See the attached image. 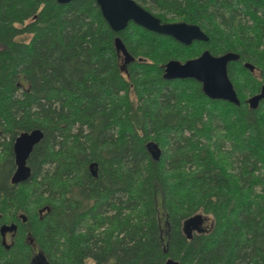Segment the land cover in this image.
<instances>
[{
	"label": "trees",
	"instance_id": "16d2710c",
	"mask_svg": "<svg viewBox=\"0 0 264 264\" xmlns=\"http://www.w3.org/2000/svg\"><path fill=\"white\" fill-rule=\"evenodd\" d=\"M135 1L208 40L114 32L95 0H0V264H264V0ZM205 49L239 55V105L163 78ZM36 128L13 184L14 138Z\"/></svg>",
	"mask_w": 264,
	"mask_h": 264
},
{
	"label": "water",
	"instance_id": "95a60500",
	"mask_svg": "<svg viewBox=\"0 0 264 264\" xmlns=\"http://www.w3.org/2000/svg\"><path fill=\"white\" fill-rule=\"evenodd\" d=\"M73 0H56L59 4H67ZM100 12L114 32L124 30L129 23H134L149 31L167 35L184 45H190L194 41H207L208 35L197 24H190L183 21L162 22L159 17L138 4L135 0H95ZM114 45L127 63L132 59L127 52L120 37L114 38ZM239 55L228 51L220 55H213L209 50H203L197 57L180 61L168 60L163 66V78L187 79L191 78L201 84L202 92L210 99H221L235 105L240 101L234 86L228 77L227 66L230 62L237 61ZM250 70L253 69L248 63L244 64ZM264 94L262 86L260 96ZM259 97V96H258ZM257 98H255V101ZM43 138L41 129H32L19 133L13 141L12 151L15 162V170L11 176L13 184H19L28 180L31 169L27 165V159L35 145ZM151 147L152 143H148ZM15 225L2 226L4 230H15ZM4 232H2L3 234ZM4 239V238H3ZM164 264H179L173 258H167Z\"/></svg>",
	"mask_w": 264,
	"mask_h": 264
},
{
	"label": "flooded vegetation",
	"instance_id": "af4514ba",
	"mask_svg": "<svg viewBox=\"0 0 264 264\" xmlns=\"http://www.w3.org/2000/svg\"><path fill=\"white\" fill-rule=\"evenodd\" d=\"M138 3V2H137ZM139 4V3H138ZM141 5V4H140ZM142 6V5H141ZM144 7V6H143ZM145 8V7H144ZM145 9H147V8H145ZM147 10H149V9H147ZM150 12H152L154 15H156L155 14V12L154 11H151V10H149ZM157 16V15H156ZM158 17V16H157ZM162 21V20H161ZM180 20H176V21H162V22H179ZM184 22V21H183ZM187 23V22H186ZM14 231L15 230H11V231H9V230H3L2 232H4L3 234H2V232H1V230H0V233H1V236H2V239H3V244H5V243H10L11 242V239H12V237H13V235H14Z\"/></svg>",
	"mask_w": 264,
	"mask_h": 264
},
{
	"label": "rangeland",
	"instance_id": "374dc122",
	"mask_svg": "<svg viewBox=\"0 0 264 264\" xmlns=\"http://www.w3.org/2000/svg\"><path fill=\"white\" fill-rule=\"evenodd\" d=\"M248 97H245V99H247ZM202 218V217H201ZM200 218L199 224L198 226L202 229V230H208L210 229L211 225H212V219L210 217H203L202 219ZM193 231H195V229H193Z\"/></svg>",
	"mask_w": 264,
	"mask_h": 264
}]
</instances>
